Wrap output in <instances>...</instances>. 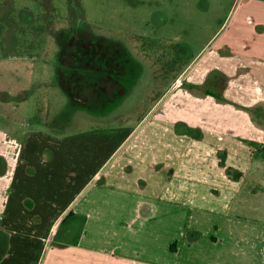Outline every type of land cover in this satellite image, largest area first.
<instances>
[{
    "label": "crops",
    "instance_id": "obj_1",
    "mask_svg": "<svg viewBox=\"0 0 264 264\" xmlns=\"http://www.w3.org/2000/svg\"><path fill=\"white\" fill-rule=\"evenodd\" d=\"M14 62L19 93L29 97L36 64ZM9 96L0 99L11 107L0 110V153L15 137L21 155L11 181L35 203H0V227L16 231L0 264L36 261L35 233L45 234L63 204L41 264H264V0H234L221 27L153 97L149 136L120 152L109 173L101 174V159L75 190L40 183L61 138L24 117L29 101ZM36 214L41 222L26 228V215Z\"/></svg>",
    "mask_w": 264,
    "mask_h": 264
},
{
    "label": "rangeland",
    "instance_id": "obj_2",
    "mask_svg": "<svg viewBox=\"0 0 264 264\" xmlns=\"http://www.w3.org/2000/svg\"><path fill=\"white\" fill-rule=\"evenodd\" d=\"M233 2L0 0V99L8 93L29 101L24 117L37 122L53 141L61 138L54 148V167L45 170L40 183L65 185L62 190L69 192L101 159V174L109 173L120 152H135L133 147L151 133L153 97L165 92L167 79L171 84L221 27ZM18 59H33L36 64L29 97L19 93L24 85L18 69L11 66ZM2 63L12 68H3ZM127 89L131 93L116 100ZM5 100L0 101V110L8 112L11 107ZM8 141L9 149L0 153L4 158L0 175L8 174L10 181L0 184V203H15L18 198L32 207L34 199L20 197L11 181L21 150L15 137ZM44 156L51 159L52 149L46 148ZM63 207L52 214L45 234L35 233L41 245L31 264H41L55 244L53 234L65 215ZM39 215H26V228L41 222ZM12 232L16 231L0 227V260L10 247Z\"/></svg>",
    "mask_w": 264,
    "mask_h": 264
},
{
    "label": "trees",
    "instance_id": "obj_3",
    "mask_svg": "<svg viewBox=\"0 0 264 264\" xmlns=\"http://www.w3.org/2000/svg\"><path fill=\"white\" fill-rule=\"evenodd\" d=\"M68 90V89H67ZM70 93V92H69Z\"/></svg>",
    "mask_w": 264,
    "mask_h": 264
}]
</instances>
